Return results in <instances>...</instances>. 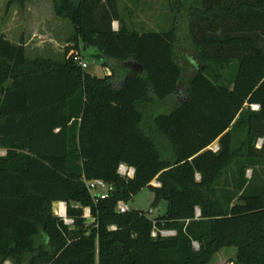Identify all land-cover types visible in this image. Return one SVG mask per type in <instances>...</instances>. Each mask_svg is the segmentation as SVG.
<instances>
[{
  "label": "trees",
  "instance_id": "obj_1",
  "mask_svg": "<svg viewBox=\"0 0 264 264\" xmlns=\"http://www.w3.org/2000/svg\"><path fill=\"white\" fill-rule=\"evenodd\" d=\"M170 1L171 27L141 33L118 0H53L73 30L62 61L0 33V264H209L232 247L230 264H264V0ZM179 10L194 58L181 100ZM90 47L110 74L73 61ZM145 187L161 215L118 211Z\"/></svg>",
  "mask_w": 264,
  "mask_h": 264
},
{
  "label": "rangeland",
  "instance_id": "obj_2",
  "mask_svg": "<svg viewBox=\"0 0 264 264\" xmlns=\"http://www.w3.org/2000/svg\"><path fill=\"white\" fill-rule=\"evenodd\" d=\"M9 0H0V33L6 38L18 44L22 41L25 45V52L28 59H51L53 61H62L64 52L70 46L68 40L73 32L72 25L68 20L60 19L54 13L53 0H33L27 1L21 5L8 4ZM172 1L170 0H118V10L120 11L121 20L130 30L138 32L147 31H167L172 25ZM176 20L178 36L180 39L181 62L188 68L184 74L183 82L180 86L179 99L185 96L184 82L191 75L190 61L194 60L193 51L190 48L187 31H186V13L184 10L178 11ZM113 30H117L120 25L117 21L112 23ZM72 55H80L83 62L87 65L85 71L96 77H104L110 74V68L103 66V61L95 57L94 48H88L77 54L70 51ZM186 83V82H185ZM120 83L118 84V86ZM252 109L256 107L252 106ZM262 147V139L256 143V148ZM217 148L216 143L211 149ZM246 177H251V170H248ZM153 192L150 188L145 187L134 195L129 201L128 206L131 210L144 212L150 219L161 215L160 207H153ZM53 214L57 210L56 203L52 206ZM86 212L87 220L88 214ZM154 232L157 230L153 229ZM160 235L163 237L174 236L173 230H161ZM197 249V246H194ZM236 249L224 248L218 252L209 264H221V254L224 253L226 262L234 256ZM227 252V253H226ZM233 254V255H232ZM224 263V262H223ZM5 264H10L6 262Z\"/></svg>",
  "mask_w": 264,
  "mask_h": 264
},
{
  "label": "built area",
  "instance_id": "obj_3",
  "mask_svg": "<svg viewBox=\"0 0 264 264\" xmlns=\"http://www.w3.org/2000/svg\"><path fill=\"white\" fill-rule=\"evenodd\" d=\"M113 29H114V26H113ZM72 59L75 63H77L78 66H80L83 69H86L87 65L85 64V62H83L82 57L80 55H75L72 57ZM215 150H217V148ZM6 152L7 151L5 149L0 147V157H4L6 155ZM117 172L123 178L132 179L134 176L135 170L132 167H128L124 164H120L118 166ZM83 182L87 190L89 191L94 203H97L99 200H104L108 198L109 193L112 191V187L106 184L102 180H90L89 181V180L84 179ZM150 184L154 187H160V183L156 180H153ZM56 205H57V210L55 212V216L62 219L65 222V224L70 225L72 221L66 217V204L63 202H57ZM117 209L120 213H126L131 210L127 203H124L121 201L118 202ZM85 211H87V214L89 215V209L86 208L84 209V217H86ZM151 235L152 237H156L157 233L152 231ZM194 246H197V244H194Z\"/></svg>",
  "mask_w": 264,
  "mask_h": 264
},
{
  "label": "water",
  "instance_id": "obj_4",
  "mask_svg": "<svg viewBox=\"0 0 264 264\" xmlns=\"http://www.w3.org/2000/svg\"><path fill=\"white\" fill-rule=\"evenodd\" d=\"M161 209L163 210V211H165L166 210V208H167V203L166 202H161ZM199 214V210H197V215Z\"/></svg>",
  "mask_w": 264,
  "mask_h": 264
},
{
  "label": "crops",
  "instance_id": "obj_5",
  "mask_svg": "<svg viewBox=\"0 0 264 264\" xmlns=\"http://www.w3.org/2000/svg\"><path fill=\"white\" fill-rule=\"evenodd\" d=\"M25 46V45H24ZM87 68V67H86ZM222 263V262H221Z\"/></svg>",
  "mask_w": 264,
  "mask_h": 264
}]
</instances>
